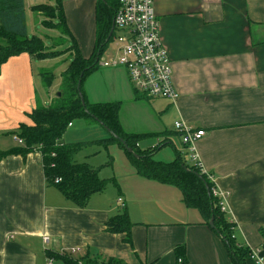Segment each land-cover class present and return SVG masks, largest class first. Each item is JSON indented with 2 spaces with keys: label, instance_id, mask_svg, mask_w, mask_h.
Listing matches in <instances>:
<instances>
[{
  "label": "crops",
  "instance_id": "1",
  "mask_svg": "<svg viewBox=\"0 0 264 264\" xmlns=\"http://www.w3.org/2000/svg\"><path fill=\"white\" fill-rule=\"evenodd\" d=\"M98 2L24 0L27 38L44 45L30 29L31 14L32 28L40 23L36 15L48 29L60 22L33 7L61 6L70 34L65 33L89 59L96 47ZM154 6L178 102L137 93L119 68L99 67L89 76L108 90L100 86L104 98L91 100L84 87L86 95L91 103H122L119 118L127 133L170 132L147 139L145 149L164 140L161 150L174 147L175 139L181 140L177 121L204 130L197 143L202 167L214 175L218 190L230 194L227 219L236 224L238 241L264 259V0H155ZM0 46L6 42L0 40ZM35 58L25 52L0 63V264H62L48 252L100 264H234L222 238L198 210L184 204L178 188L140 177L129 160L119 164L112 157L105 166L114 188L93 194L80 207L49 185L40 151L9 154L23 146L17 132L33 125L29 115L57 101L50 97L52 81L46 84L45 72H35ZM73 128L74 122L68 130ZM180 143L175 158L179 152L188 160ZM82 162L102 176L97 161L86 156ZM119 198L133 223L129 235L107 231L108 222L123 211ZM181 246L186 252L179 258Z\"/></svg>",
  "mask_w": 264,
  "mask_h": 264
},
{
  "label": "trees",
  "instance_id": "2",
  "mask_svg": "<svg viewBox=\"0 0 264 264\" xmlns=\"http://www.w3.org/2000/svg\"><path fill=\"white\" fill-rule=\"evenodd\" d=\"M118 6L119 0H99L96 7L97 40L95 52L89 59H85L78 48L74 46L76 57L70 68L64 73L67 101L62 102L58 99L52 107H39L33 111L29 115L33 125H21L17 132V137L23 141V146L16 148L9 154L26 155L34 150L40 151L43 155L45 176L49 185L55 186L67 200L84 207L93 194L106 189L109 181L102 179L99 171L88 163L76 161V156L85 147V143L64 144L62 140L70 124L73 125L76 120H91L101 123L103 128L106 127L109 130L110 137L97 141V145L107 149L110 144H118L125 151L137 175L178 188L183 195L184 204L189 208L198 210L205 224H209L214 218L215 228L212 229L222 238L233 263L247 264L248 261L253 263L252 250L238 241L236 224L227 219L226 213L221 212L218 199L213 195L215 185L211 183L208 176L202 174L200 168L187 164L179 152L176 153V158L172 162L156 160L155 156L164 147L166 140L156 147L143 148L142 144L147 139L168 137L170 132L140 135L127 133L119 118L122 103H91L89 101L84 84L86 79L99 69L97 59L103 55L113 40L114 33L108 41ZM32 10L37 13L42 12L50 18L58 17L60 21L58 26L70 34L61 6L53 8L43 5L33 7ZM0 40L6 42L5 47L0 46V63L25 52L43 60L54 57L56 54V52L45 51L39 38H27L24 0H0ZM83 72L85 73L81 87L82 100L77 84ZM44 78L46 84L52 81V76L50 77L49 73H45ZM116 136L125 141L139 158L129 153ZM57 180L60 181L57 183ZM132 227L133 223L129 218L127 209L124 208L121 214L108 222L107 231L129 235ZM185 252L184 246L176 249V255L179 258L184 257ZM48 256L62 264H100L98 261L74 258L70 254L48 252ZM107 264L120 263L109 261Z\"/></svg>",
  "mask_w": 264,
  "mask_h": 264
},
{
  "label": "built area",
  "instance_id": "3",
  "mask_svg": "<svg viewBox=\"0 0 264 264\" xmlns=\"http://www.w3.org/2000/svg\"><path fill=\"white\" fill-rule=\"evenodd\" d=\"M154 5L155 0H119L112 40L117 46L116 53L105 59L101 56L98 65L103 69H125L133 89L148 99L177 103L179 93L174 84L172 60L162 42L161 26ZM175 129L181 137L190 165L200 168L202 174L214 183V178L203 169L197 150V143L205 137L206 132L195 130L183 121L175 122ZM213 195L218 199L221 212L227 214L230 194L215 187ZM118 203L122 209L125 208L122 198ZM251 258L257 264L264 263L257 251H253Z\"/></svg>",
  "mask_w": 264,
  "mask_h": 264
},
{
  "label": "rangeland",
  "instance_id": "4",
  "mask_svg": "<svg viewBox=\"0 0 264 264\" xmlns=\"http://www.w3.org/2000/svg\"><path fill=\"white\" fill-rule=\"evenodd\" d=\"M36 17L40 19V23H37V21H35V24L33 23L32 28V14L30 15L29 26L31 31H35V35L43 39L45 51H55L56 54L54 57L45 60L35 58V72L37 73L39 71H43L45 73H49V76H52V87L49 88L50 97L54 101H58L59 99V101L61 100L62 102H66L67 95L64 73L70 68L73 60L76 57V52L74 51V46L77 47L76 42H73L72 38L67 35L64 30L61 29V27L54 28L55 30L52 28H45L43 25H41V21L44 20V18L38 17L37 15ZM55 24L58 25L57 22ZM116 49V44L114 42H111L107 48V51H109V53H116ZM105 57L106 56L104 54L102 58L105 59ZM102 85L103 83L97 77H88L86 79L84 87L86 88V91L90 93L91 100L104 98V96H102L100 93V86L103 87V92H107L108 90ZM42 93L44 94V91H42ZM59 95H61V98ZM49 105H51V103L47 102L46 106ZM124 110L126 113V109ZM123 119H126V116L124 114ZM109 137V133L99 123L91 120H76L74 122V128L72 130L69 129L66 136H64V141L67 143H85V147L77 154L76 161L81 162L86 156L94 161H97V167L104 169L102 171L101 177L106 178L109 181L106 190H111L114 187L112 185L113 179H108L112 177V171L110 167L105 165L110 163L112 157H114L117 161L120 160V162H127L128 160L125 151L121 147H119L118 144H110L108 149H104V147L96 144L97 141L108 139ZM175 141L176 143L174 144V147L178 148L182 146V144L180 143L181 140L179 141L178 139H175ZM174 147L168 146L164 148L163 150L158 152V155L155 157V159L162 160L163 162H172L175 159ZM186 162L190 165L189 160H186ZM207 173L210 174L209 172ZM210 176L214 178L212 180L215 183L214 175L210 174ZM211 183L213 182L211 181Z\"/></svg>",
  "mask_w": 264,
  "mask_h": 264
},
{
  "label": "water",
  "instance_id": "5",
  "mask_svg": "<svg viewBox=\"0 0 264 264\" xmlns=\"http://www.w3.org/2000/svg\"><path fill=\"white\" fill-rule=\"evenodd\" d=\"M114 30H115V22L113 23V28H112L111 33H110V35H109V39H108V41L111 39V37H112V35H113V33H114ZM99 59H100V56H99V58L97 59V63H98ZM84 73H85V72H83V73L80 75V79H79L78 84H77V89H78V91H79V94H80V97H81L82 100H83V95H82L81 87H82V82H83ZM59 96H60V95H59ZM82 102H83V105H85L84 101H82ZM100 125L103 126L101 123H100ZM104 129H105L107 132H109V130H108L106 127H104ZM109 133H110V132H109ZM116 138L119 139V140L122 142V144L124 145L125 149H126L129 153L133 154L136 158H139V156L136 155V154L132 151V149L127 145V143H126L125 141H123L121 138H119V137H117V136H116ZM209 225H210L211 228H213V229L215 228V225H214V218L211 219Z\"/></svg>",
  "mask_w": 264,
  "mask_h": 264
},
{
  "label": "bare ground",
  "instance_id": "6",
  "mask_svg": "<svg viewBox=\"0 0 264 264\" xmlns=\"http://www.w3.org/2000/svg\"><path fill=\"white\" fill-rule=\"evenodd\" d=\"M202 130V129H201ZM207 134V133H206ZM206 134H205V136H206ZM253 252V251H252ZM253 255V254H252Z\"/></svg>",
  "mask_w": 264,
  "mask_h": 264
}]
</instances>
